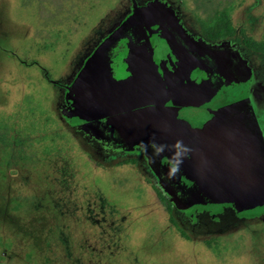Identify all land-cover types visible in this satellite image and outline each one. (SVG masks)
<instances>
[{"label":"rangeland","instance_id":"rangeland-1","mask_svg":"<svg viewBox=\"0 0 264 264\" xmlns=\"http://www.w3.org/2000/svg\"><path fill=\"white\" fill-rule=\"evenodd\" d=\"M229 8L264 38V0H0V264H264V204L241 207L264 187L216 177L193 145L169 179L172 152L153 158L150 142L174 143L143 115L170 101L197 108L179 116L192 128L208 119L209 96L189 101L173 46L187 47L198 86L237 79L246 107L250 86L264 102V56L199 34ZM231 50L239 66L211 62ZM253 114L264 132V110Z\"/></svg>","mask_w":264,"mask_h":264},{"label":"water","instance_id":"water-1","mask_svg":"<svg viewBox=\"0 0 264 264\" xmlns=\"http://www.w3.org/2000/svg\"><path fill=\"white\" fill-rule=\"evenodd\" d=\"M173 47L174 50L178 51L177 55H182L184 58L183 61H181L178 56L175 58L173 55L174 63H176L175 66L187 69V72L183 73L182 80L185 83L184 87H187L186 92L189 95L188 97H191L189 98V101L192 103L201 101L202 103L203 100L199 99V96L203 91H206L209 96L207 106L203 108L204 110H199V112H202L203 114L198 117V119L202 118L201 120H203V118L208 119L205 122H200L198 127L192 128L187 122H185V120H181L179 116L185 115L188 118L189 112L196 111L197 108L194 109L192 106L191 108H173L170 101L161 102L162 109H157L156 107L149 108L144 111L143 115L151 119V121L160 119L162 122L160 133L167 137L170 135L173 143L177 140H182L185 145L189 144L188 147L190 148L193 145V151H200L203 161L207 163L208 166L212 167L213 171L217 173L216 177L243 178L244 176H253L254 180H256V183H254L255 189H262L264 187V139L252 109L246 107L243 102L244 96H242L240 89H242L241 87L242 85H245V83L243 81L240 83L234 82L237 80L235 79L229 84L220 83L221 85L218 84L217 86L210 84V79L206 82L207 84L198 86L196 84L198 77L196 79L195 75L197 72L195 70L192 72L194 67L186 63L185 54L183 55V53L186 52L184 49H187V47H184V49L178 46ZM233 54L234 52L232 53V50L226 55L221 52L220 54H217L214 59L210 60L211 62L213 61V63H217L218 60L220 62L221 58L225 57L224 59H229V65L235 64L236 66H239L238 60H235ZM231 68H233V66H231ZM171 70L172 69L167 70V74L170 75ZM163 72H165V70ZM200 81L201 80L199 79V82ZM189 82L192 83V86H187ZM194 84L195 86H193ZM230 90L237 91L239 95L233 99H229L227 96H221L222 94L227 95V92ZM212 97H214V100L211 99ZM240 108H243V110L239 111ZM224 113H228V115L225 116ZM208 114L209 117H202L204 115L208 116ZM219 115H223L224 118H220ZM214 145L215 148H213ZM223 147L229 148L231 152L236 154L237 158L235 164L238 170L228 172V169L220 165L221 160L223 159V157H221L222 153L220 152V148ZM214 154L218 158L217 160L212 159ZM241 174L244 175L242 176ZM184 179L191 180L189 182L193 183L191 178ZM169 192L171 193L170 190ZM242 192L251 191L242 188ZM246 198H248L247 202L250 203H245L244 206H241L243 209L249 206L255 207L264 204V195H260L259 193L255 195L247 194Z\"/></svg>","mask_w":264,"mask_h":264},{"label":"trees","instance_id":"trees-1","mask_svg":"<svg viewBox=\"0 0 264 264\" xmlns=\"http://www.w3.org/2000/svg\"><path fill=\"white\" fill-rule=\"evenodd\" d=\"M233 11L232 8L217 11L210 19L200 22L198 31L201 37L211 42L234 39L247 48L264 56V38L261 37L259 39L257 37V31H253L251 24L244 16L239 17L238 15V17H230ZM152 188L166 209L169 223L182 236L183 231L179 227L174 215V205L162 189L158 186H152Z\"/></svg>","mask_w":264,"mask_h":264},{"label":"clouds","instance_id":"clouds-1","mask_svg":"<svg viewBox=\"0 0 264 264\" xmlns=\"http://www.w3.org/2000/svg\"><path fill=\"white\" fill-rule=\"evenodd\" d=\"M150 147L152 149L153 158L162 156L166 151L172 152L171 157L168 159L167 176L169 179H174L176 177L180 171L183 160L187 158L188 154L192 151L182 140L175 141L171 146L152 141L150 142Z\"/></svg>","mask_w":264,"mask_h":264},{"label":"flooded vegetation","instance_id":"flooded-vegetation-1","mask_svg":"<svg viewBox=\"0 0 264 264\" xmlns=\"http://www.w3.org/2000/svg\"><path fill=\"white\" fill-rule=\"evenodd\" d=\"M257 92H259V90L256 91L253 87L250 86L248 94H249V97L253 103V108H254L255 114L258 112L260 113V112H262V110H264V102L260 101L258 96H255ZM262 133L264 134V132H262Z\"/></svg>","mask_w":264,"mask_h":264},{"label":"crops","instance_id":"crops-1","mask_svg":"<svg viewBox=\"0 0 264 264\" xmlns=\"http://www.w3.org/2000/svg\"><path fill=\"white\" fill-rule=\"evenodd\" d=\"M252 111H253V113H255V112H254V109H252ZM256 121H257V120H256ZM257 124H258V123H257ZM261 134H262V133H261ZM262 137H263V136H262Z\"/></svg>","mask_w":264,"mask_h":264}]
</instances>
